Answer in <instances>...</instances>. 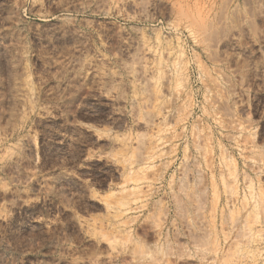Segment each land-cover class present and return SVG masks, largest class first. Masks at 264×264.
<instances>
[{
  "label": "rangeland",
  "instance_id": "rangeland-1",
  "mask_svg": "<svg viewBox=\"0 0 264 264\" xmlns=\"http://www.w3.org/2000/svg\"><path fill=\"white\" fill-rule=\"evenodd\" d=\"M262 205L264 0H0V264H264Z\"/></svg>",
  "mask_w": 264,
  "mask_h": 264
},
{
  "label": "bare ground",
  "instance_id": "bare-ground-1",
  "mask_svg": "<svg viewBox=\"0 0 264 264\" xmlns=\"http://www.w3.org/2000/svg\"><path fill=\"white\" fill-rule=\"evenodd\" d=\"M177 7H178V6H177ZM184 12H185V11H184ZM179 14L181 15L180 12L178 13V15H179ZM180 15H179V16H180ZM181 16H183V15H181ZM181 16H180V17H181ZM185 18H186V17H185ZM191 18H192V17H191ZM191 18H190V20H191ZM198 18H199V17H198ZM213 18H214V17H213ZM187 19H189V18H187ZM178 20H179V19H178ZM193 20H194V19H193ZM194 21H195V20H194ZM199 22H200V21H199ZM210 23H211V22H210ZM210 23H208V25H211ZM194 24H196V26H197V23H196V22H195ZM190 25H191V24H190ZM192 25H193V24H192ZM174 27H175V26H174ZM197 27H198V26H197ZM207 27H208V26H207ZM202 28H203V26H202ZM209 29H210V28H209ZM204 30H205V29H204ZM204 30H203V32H204ZM209 31H210V30H209ZM195 32H196V31H195ZM208 33H209V32H208ZM205 36H206V35H205ZM209 37H210V35H209ZM205 39H206V38H205ZM209 40H210V39H209ZM201 41H205V40H201ZM201 41H200V42H201ZM140 46H141V45H140ZM167 52H168V51H167ZM142 64H143V63H142ZM142 69H143V68H142ZM138 70H139V69H138ZM147 70H148V69H147ZM148 72H149V71H148ZM143 79H144V78H143ZM144 80H145V79H144ZM166 82H167V81H166ZM173 83H174V82H173ZM148 86H149V85H148ZM148 86H147V87H148ZM150 87H151V86H150ZM179 91H180V90H179ZM152 99H153V98H152ZM152 99H151V100H152ZM165 102H166V101H165ZM168 103H170V102H168ZM167 105H168V104H167ZM141 106H142V105H141ZM167 107H168V106H167ZM147 108H148V107H147ZM158 112H159V111H157V113H158ZM145 114H146V113H145ZM155 115H156V114H155ZM147 117H148V116H147ZM157 117H158V116H157ZM152 119H153V118H152ZM152 119H151V120H152ZM175 120H176V119H175ZM177 121H178V120H177ZM175 122H176V121H175ZM148 123H149V122H148ZM166 124H167V123H166ZM236 126H237V125H236ZM235 129H236V128H235ZM171 137H173V136H171ZM149 141H150V140H149ZM198 144H199V143H198ZM126 145H127V144H126ZM148 147H149V146H148ZM150 147H152V146L150 145ZM120 150H121V149H120ZM173 163H174V162H173ZM186 195H187V194H186ZM112 199H113V198H112ZM260 199H261V198H260ZM260 199H259V200H260ZM119 200H120V199H119ZM260 201H261V200H260ZM262 206H263V205H262ZM243 207H244V206H243ZM261 208L263 209L264 206L261 207ZM254 226H255V225H254ZM253 238H254V237H253ZM256 249H257V248H256ZM253 253H254V252H253Z\"/></svg>",
  "mask_w": 264,
  "mask_h": 264
}]
</instances>
